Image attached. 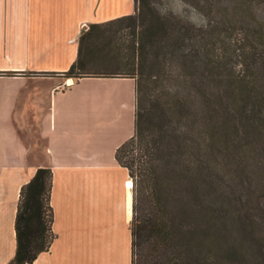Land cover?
<instances>
[{"label":"trees","instance_id":"1","mask_svg":"<svg viewBox=\"0 0 264 264\" xmlns=\"http://www.w3.org/2000/svg\"><path fill=\"white\" fill-rule=\"evenodd\" d=\"M201 1L210 14L219 3ZM135 3V14L90 26L66 73L136 80L135 134L116 154L134 180L132 264H264V26L255 11L260 0H229L227 11L240 19H214L217 28L169 21L151 0ZM126 20L134 39L127 54L118 44L111 58L117 33L110 34V27ZM163 35L182 57L187 96L167 94L161 77L151 74L164 71ZM232 42H243L248 70L227 76L217 48ZM105 56L109 63L96 64ZM124 66L129 72L121 73ZM52 186V170L39 168L22 188L11 264H33L56 239Z\"/></svg>","mask_w":264,"mask_h":264},{"label":"crops","instance_id":"2","mask_svg":"<svg viewBox=\"0 0 264 264\" xmlns=\"http://www.w3.org/2000/svg\"><path fill=\"white\" fill-rule=\"evenodd\" d=\"M135 13L134 0H0V264L39 168L56 239L33 264H132L134 180L116 154L135 134L136 80L66 73L92 24Z\"/></svg>","mask_w":264,"mask_h":264},{"label":"rangeland","instance_id":"3","mask_svg":"<svg viewBox=\"0 0 264 264\" xmlns=\"http://www.w3.org/2000/svg\"><path fill=\"white\" fill-rule=\"evenodd\" d=\"M135 1V0H134ZM201 0H151V4L155 11L159 13L162 17L167 18L169 21H183L189 24H192L197 27L211 26L214 24V19L223 20L224 18H232L235 16L234 13L227 11V7H229V0H216L219 3L214 7V12L210 14L208 10H204L205 4ZM136 4V3H135ZM205 11V12H204ZM256 13L259 15V21L264 26V0H260V3L256 4ZM228 13V14H227ZM227 14V15H226ZM124 17V16H123ZM240 17L232 18V20H238ZM131 21L126 20L122 23L113 24L110 27V34L117 33V37L113 38L112 46L108 49L109 56L112 58L113 55L118 53V44L124 47L122 48V55L127 54V46L134 39V28L131 27ZM220 26L218 24H214ZM162 40V49L160 52V60L163 65V72H157L156 70L152 71V75H159L164 82L163 89L167 94L174 95L176 92H180V95L187 96L189 93V86L182 84V57L178 56L176 50H173L172 41L164 35L161 37ZM88 42H85L84 47L86 48ZM102 44L97 43V47H100ZM88 47V46H87ZM243 42H239L238 44L232 42V44H224L218 45L217 49H220L224 53L223 61L224 64V75L229 74L231 70L241 71L242 73L248 70L249 58L246 54V48H243ZM261 48V47H260ZM216 49V53L218 52ZM109 56H105V58L101 61H97L96 64L101 65L104 63H109L111 59ZM126 60H124L125 62ZM244 63V64H243ZM121 73L129 72L128 67L124 66ZM225 76V77H227ZM76 78V77H74ZM188 88V89H187ZM193 92V91H192ZM193 94V93H192ZM44 146V142L41 143ZM44 148V147H43ZM39 151L40 156L43 160L46 159V155L44 151ZM246 177V176H245ZM247 178V177H246ZM243 195L246 198L248 191L244 189Z\"/></svg>","mask_w":264,"mask_h":264},{"label":"bare ground","instance_id":"4","mask_svg":"<svg viewBox=\"0 0 264 264\" xmlns=\"http://www.w3.org/2000/svg\"><path fill=\"white\" fill-rule=\"evenodd\" d=\"M69 82H71V80H69ZM132 185H133V183H132V182H130V183H129V187L131 188V187H132Z\"/></svg>","mask_w":264,"mask_h":264},{"label":"water","instance_id":"5","mask_svg":"<svg viewBox=\"0 0 264 264\" xmlns=\"http://www.w3.org/2000/svg\"><path fill=\"white\" fill-rule=\"evenodd\" d=\"M133 186H134V183H133Z\"/></svg>","mask_w":264,"mask_h":264}]
</instances>
